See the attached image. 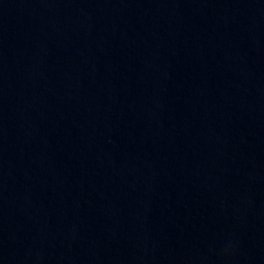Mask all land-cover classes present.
<instances>
[{
	"label": "water",
	"instance_id": "obj_1",
	"mask_svg": "<svg viewBox=\"0 0 264 264\" xmlns=\"http://www.w3.org/2000/svg\"><path fill=\"white\" fill-rule=\"evenodd\" d=\"M0 264H264V0H0Z\"/></svg>",
	"mask_w": 264,
	"mask_h": 264
}]
</instances>
